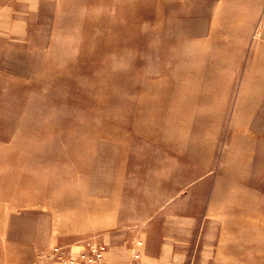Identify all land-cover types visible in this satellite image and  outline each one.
Returning <instances> with one entry per match:
<instances>
[{"label":"rangeland","instance_id":"rangeland-1","mask_svg":"<svg viewBox=\"0 0 264 264\" xmlns=\"http://www.w3.org/2000/svg\"><path fill=\"white\" fill-rule=\"evenodd\" d=\"M93 243L264 264V0H0V264Z\"/></svg>","mask_w":264,"mask_h":264},{"label":"built area","instance_id":"built-area-1","mask_svg":"<svg viewBox=\"0 0 264 264\" xmlns=\"http://www.w3.org/2000/svg\"><path fill=\"white\" fill-rule=\"evenodd\" d=\"M104 252H105V245L103 244L95 245L93 243L90 244L86 249L82 250L79 256L82 258L81 261L85 263L102 264ZM132 255H133L132 259L128 261L127 264H143V262L141 263L139 259L138 253H134Z\"/></svg>","mask_w":264,"mask_h":264},{"label":"bare ground","instance_id":"bare-ground-1","mask_svg":"<svg viewBox=\"0 0 264 264\" xmlns=\"http://www.w3.org/2000/svg\"><path fill=\"white\" fill-rule=\"evenodd\" d=\"M4 95V94H3ZM2 97V96H1ZM103 259H104V256H103Z\"/></svg>","mask_w":264,"mask_h":264}]
</instances>
